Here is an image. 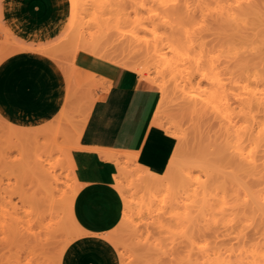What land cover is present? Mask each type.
I'll list each match as a JSON object with an SVG mask.
<instances>
[{"label":"bare ground","instance_id":"obj_1","mask_svg":"<svg viewBox=\"0 0 264 264\" xmlns=\"http://www.w3.org/2000/svg\"><path fill=\"white\" fill-rule=\"evenodd\" d=\"M134 1L135 0H91L88 5L89 7L91 6V9H93L95 5L99 6L100 9L109 6V10H112L113 13H119L120 21L116 18L119 23L117 25H122L123 23L120 24L122 21L129 23L130 25V19L132 18V15L130 16V13L128 12L129 10L127 11L126 8L129 9L130 7H132ZM142 1L145 2L148 0ZM174 1L175 0H149L150 3H154V6L152 8L145 7L147 9H144L142 7L144 11L146 10L145 13L142 12L140 14L141 11H138L139 13L137 12V14L135 13L136 18L131 22V25L134 22L133 25H135L136 29H134L128 36H126L125 39L122 38L121 41H118L113 45L111 41L115 42V39L109 38L111 39V41H109L111 44L110 47L114 48L115 54L119 56L122 53H126V55L132 53L135 54V56L143 54L147 57L152 51H154L156 47L163 44L164 37L159 33H154L151 36L153 37L152 39H148L147 37H145L141 40V38L137 36L139 34V29L137 27L138 25H140V23L144 22L143 20L145 19H150V21H158L159 18H157V15H152L151 13L153 10L157 11L159 10V8L168 7L169 4H172L170 5L171 7H178V4H180V0H177L176 3L173 4ZM196 1V9L195 7L194 9L189 8L187 4L188 1L185 0L184 3L182 2V8L181 6H179L180 8L178 9L175 8L174 13L184 14L188 19H190L189 16H193L194 19L195 13L200 12L199 17L200 19H202V22L209 23L210 26H208L209 28L211 27L210 29H208V31H215L214 33L217 37L215 38V42L216 40H218V42H216V44L212 47L208 46L206 43L205 45H199L198 50L195 47V42L197 43L199 39L201 41V38L199 37V39L196 41V37L198 38V35L195 36V38L191 37V39H189V36H192V34H189V36L187 37L189 43L192 44V42H194V46L192 44L191 46H189V48L192 49V52L194 51L195 53L193 52L192 55H187V57L184 59L188 64V69H191L190 71L193 73H197V75L201 76L202 79L204 78V80L208 83V91L206 90L207 92L204 93L201 99L197 97L200 99L199 101L198 99L197 101L196 99L195 101L192 99L188 100L189 98L183 96V90L180 89V86H178V84L171 86V88L169 89L168 81L163 79L165 71L171 69V60L165 61L164 68H158L154 71L153 75H151L149 67L137 62V64H134L131 60L130 62L128 58H126V55L123 56L119 60V66L140 75L142 78H140L139 76L138 86L149 89L158 95L156 105L152 110V116L149 121L151 128H155L154 131L152 130V135L154 136V138L152 140L150 139L151 141L149 142L145 141L142 144L140 151L138 153L134 152L136 153H133L134 155L132 153H129L131 155H128L126 152L120 151H98V153L102 158L106 159L105 161L108 160L115 165L116 172L112 176L113 181L115 180V176H124L125 169L123 163H125L126 165V163H129V161L132 160L135 163L134 172L136 173L135 176L137 177L136 180L138 182L143 183L145 188H152L158 192L166 191L167 193H169L167 194L168 201L166 200V197L164 201V206H166L167 210L166 214L169 215L165 218V220H167L168 222H174L183 230L189 231L190 237H192L193 234L198 233V231L200 230L199 218H201V221L202 219H204V221L206 220L205 222H207V220H209V217L211 216L218 215V217H224L225 210H228L227 206H229L230 210L227 213H230L232 219L235 221V241H221L213 243L207 242L206 244H201L191 239L184 244L170 243L168 247H165V244L161 241L157 243H151V245L153 244L150 248L151 251H146V253L152 252L156 255L157 258L155 259V255L153 256L154 258H151V256L148 257V255L146 254L145 256L146 259L150 258L151 261L154 260L152 262L153 264H264V0ZM31 3L32 2H30V4ZM82 3L87 4L84 1ZM82 3L80 0H74L73 12L75 19L73 20V30L70 31L67 38H64L66 40H62L63 43L60 41L61 48L64 47V44H68V42L69 44H76L77 42V44L75 49L71 53V58L73 59L75 57L74 64L73 62H71L69 66L63 67V73L67 88L66 95H64V104L62 103V108L54 117L56 124L52 125L53 123H55L53 118L36 125H17L0 116V133L3 132L6 137H14L16 139L19 138L20 141L26 143V146H29L31 144L32 154L35 159L29 164L28 168L35 174L36 184L39 191V194H37L39 203L46 205L48 216L50 217L52 216V213H54L53 210H55V208L64 210V224L66 225V223L68 222L71 226L74 227L72 229H75L74 233L69 232V235L67 234L68 237L66 244L68 243V245H70L72 241L82 235V231L75 223L71 212L74 189L71 190L68 195L61 194L59 196V194H56L59 188L60 181L51 174V171L53 169V167L51 166L53 164V156L52 153L46 154V149H52L56 147L60 152L64 153L63 149L58 147L56 141L58 136H62L60 126L64 121L70 118L68 109H70L71 105H73L77 97V95H75L74 93V88L70 89L69 84L76 85L85 83V85L90 86L94 84L95 80H97L95 75L97 71H104L105 74V72L109 73L110 70L117 68V64L106 59V57L109 56H105L104 52H102L104 44L101 41V35H88L89 38L85 37L86 33L84 31V27H82L79 22V16H81V14L86 10V7H83L84 4ZM146 3L148 2H145V4ZM88 5H86L87 9ZM99 7L98 10H100ZM125 10L127 11L126 13ZM100 11H102V9ZM103 12L104 11H102V13ZM110 12L106 14L109 16ZM114 19L115 18L113 15L112 21L110 19L109 24L113 22L116 25L117 22ZM99 22L102 23L103 20ZM109 24H107L106 22L104 26H106L107 28ZM101 27L102 25L99 26L97 31H100ZM101 31L104 34H102V36H105L107 41V38L108 36L110 37V35H108V32H104L106 31V29L104 31ZM101 31L99 34H101ZM110 33L111 32H109V34ZM121 33L125 34V32ZM121 33L117 34V32H115L113 34L120 35ZM201 35L202 34H200V36ZM118 37L119 36H116V38ZM200 43L202 44V42ZM200 43L198 42V44ZM196 46L198 45L196 44ZM1 48L2 47H0V50ZM176 48L178 49V47ZM43 50L44 51L41 50L42 52H40V50L38 52L45 54L52 59V56L55 54V48L52 52V54L54 53L53 55H49L51 51L46 52V50L48 49ZM173 54L174 57L172 58V61L175 60L177 62L179 60L178 58H176V56L178 57V51L176 52L174 50ZM4 58H6V56ZM1 60L2 59H0V61ZM7 68L9 69V67ZM83 69H88L89 71ZM190 71L189 74H191ZM36 73L37 72H35V74ZM193 76H195V74H192V77ZM113 77L114 76H112V78ZM189 77L191 76L189 75ZM195 77H193V79ZM1 79L2 81L4 80V78ZM11 79L9 80L11 81ZM156 86L160 89V91H158ZM25 89H27V87ZM70 90H72L73 93ZM7 91H9V88ZM7 91L5 90V92ZM169 92L177 94L179 96L180 103H182V106H187L188 110L193 114V118L196 119L195 122L197 124L195 125L194 130H198V128H201L203 124H206L208 122L211 123L207 125V129H213V132L210 136V147H213V151H211L212 163L208 160L211 164L205 163L201 167V169H199V173L202 172V174H204L206 177V180L204 177L205 181H202V183L195 182L196 180L193 181L195 179L193 173L196 172V167L198 166L192 165V163H190L188 160L183 159L182 156L179 155L180 150L178 151L177 144L172 143L170 139L171 137H174L180 140L182 138V132L179 128L176 127L175 124L169 123V120L167 121L166 118L162 115L163 105L166 102L165 100ZM27 99L28 98H26L25 100ZM18 101L20 100H17V102ZM93 101L95 100H92L89 103L85 114L82 115L79 121H77L76 125H74V131L77 135V141L81 134L83 125L87 119V114L90 110V107L92 106ZM149 102L151 101L149 100ZM145 106L140 107L146 109L147 106ZM141 110L144 113V109ZM210 110L213 113H211ZM208 112H210L213 116L212 119L210 118L211 115L210 113L208 114ZM138 113L139 109L137 114ZM211 120L213 121L210 122ZM4 128L5 131L2 130ZM161 128L163 130H161ZM68 132H66L67 135ZM146 138L148 140V137ZM75 147L78 149L77 142ZM72 149L75 148L72 147ZM70 151L71 150H67V152H65V155L67 156V162L69 165L68 168L70 167L69 171L71 170V178L74 183V176L72 173V166L70 161ZM144 152L147 153V158L151 161L152 166H146L145 164H143V162L145 161L142 160ZM124 154L127 158L125 160L121 159L122 161H124L122 163L120 158L121 155ZM136 169L138 172H136ZM115 181L113 182L112 188H114L115 191L118 192V194H122L121 196L124 200V204L127 208H129L130 204L128 201H126L127 199L125 197L124 190L121 188L120 184ZM192 181L195 183H193ZM177 190H185V192L188 194L184 193V191H182L183 194H170V192ZM229 191L232 194H227ZM153 199L150 202H153ZM126 207L125 209L127 210ZM154 207V203H150L148 206H146L148 215L152 216L153 212L155 211ZM129 209L131 210V208ZM122 210H124V208H122ZM126 210L125 212H123L124 214L122 213V219L124 221H128V216L130 213H132L129 210L127 212L130 213L126 215ZM10 217L12 220L13 218L11 215ZM124 221L122 222L121 220V225H124ZM195 221L199 222V225L197 224L198 226H196L197 222L195 223ZM13 222L17 224L19 221L17 222V218H14ZM126 223H130V231L128 233L129 237L133 238L137 235L135 231L136 227L131 224L130 220ZM12 226L13 225L10 224V227ZM5 227H3V230ZM124 227L128 228V224ZM64 229H66V227H63V230ZM113 230L115 232V229ZM11 231L13 230L11 229ZM11 231H9V234ZM14 231L17 233L18 229L17 231ZM19 232L22 231L19 230ZM19 232L18 235L20 236L25 233V231L24 233L22 232V234ZM108 234L109 233H107V235ZM23 236L24 235H22L21 238H23ZM103 239L104 236L102 237V240ZM111 239L112 238L110 236H106V240L110 244H114L112 243L113 240ZM124 245L123 249L129 247L126 245V242L124 243ZM131 245L135 247L134 243H132ZM131 245L130 248L126 249H130L129 254L130 256H133L134 254L132 253V251L133 249H136V247L133 248ZM136 246H138V244H136ZM143 246L148 245L147 243H145V245L143 244ZM112 247L115 250L114 245H112ZM144 248L146 250V247ZM138 249H140V251L142 252L141 249L143 248L137 247V250ZM137 253H139V250ZM118 256L122 259L121 261H127V259L123 257L124 255ZM120 258H118L119 264H122ZM142 259H144V257ZM146 259L144 260L146 263H148L150 259ZM137 260L140 261L141 259ZM137 260L134 258L133 261ZM133 261L131 260L129 262H132L131 264H133Z\"/></svg>","mask_w":264,"mask_h":264},{"label":"rangeland","instance_id":"obj_2","mask_svg":"<svg viewBox=\"0 0 264 264\" xmlns=\"http://www.w3.org/2000/svg\"><path fill=\"white\" fill-rule=\"evenodd\" d=\"M49 1L51 4L52 0ZM80 1L81 3L83 1L87 3V4L82 3L84 4L83 7H86V10L84 11V13L81 14V16H79V22L81 26L84 27V31L86 33L85 37L89 38L88 35H93V36L101 35V41L105 46V47L103 46L102 52H104L105 56H109L106 57V59L117 64V67L127 70L126 68L119 66L120 58L125 56L126 53L125 54L122 53L120 55L121 57L115 54L114 48L110 47L111 44L109 41H111V39L109 38L115 39V42L111 41L112 45L118 41H121L122 38L125 39L126 36H128L134 29H136L135 25H133L134 22L131 25V22L136 18L135 13L137 14L138 11H141L140 14L142 12L145 13L146 10L144 11V9L152 8L154 6V3L153 2L150 3L148 0L145 1L148 2L145 4V2H143L142 0H135L132 7L130 8L128 7L129 9L126 8L127 11L129 10L128 12L130 13V16L132 15L131 16L132 18L130 19L131 20L130 25L129 23H126L124 21L120 23V24L123 23L122 25H117L119 24L117 19H119L120 21L119 13L116 12L113 13L112 10H109L110 8L109 6L105 8H101L102 11L105 12L102 13V11H100L101 9L99 6L95 5L96 7L94 6L93 9H91V6L89 7L88 3H90L91 0H80ZM176 1L177 0H175L173 4H175ZM184 1L185 0L183 1L180 0V4H178V7L177 6L171 7L170 5L172 4H169L168 7L159 8V10L157 11L153 10L151 13L152 15L153 14L157 15V18H159L158 21L156 20L150 21V19H145L143 20L144 22L140 23V25H138L137 27L139 29V34L137 36H139L141 40L145 37H147L148 39L150 38L152 39L153 37L151 36L154 33H159L164 37L163 44L156 47L154 51H152L150 55L147 57L143 54L135 56V54L131 53V54H127L126 58H128L129 61L131 60L132 63L134 64L141 63L142 65L149 67L151 75H153L154 71L157 70L158 68H164L165 61L171 60L172 62L171 69L165 71L163 78L168 81L169 89L171 88V86L178 84V86H180V89L183 90L184 97L189 98L188 100L192 99L195 101L196 99L197 101L198 99L199 101L201 97L204 95V93L208 91L209 87H208V83L204 80V78L202 79V77L197 75V73L195 72L193 73L190 71L191 69H188L187 66L188 64L186 60H184L187 57V55H192L194 52V51L192 52V49L189 48V46H191L192 44L194 46V42H192L193 41L192 40L191 41L192 44H190L187 37L189 36V34L190 35L192 34V36H189L190 37L189 39H191V37L195 38V36L199 35L198 38L196 37V41L199 39V37L201 38V41L199 39L197 43L195 42V47L197 50L199 48V45H205V43L208 46L212 47L216 44V42H218V40H216L215 42V38L217 37L215 36L214 30L208 31V29L211 28V27L209 28L210 26L209 23H204L202 22V19H200L199 17L200 12H196L197 14L195 13L194 19L193 16H189L190 19H188L184 14L174 13L175 8L178 9L180 8L179 6H181L182 8L183 5L182 2L184 3ZM187 1L189 8L194 9L195 7L196 9V5H197L196 0H187ZM64 2H65L64 5L66 12H65L64 20L61 24L59 35L56 39L52 40L49 44L45 46L46 47L45 50L48 49L46 50V52L51 51L50 54L46 53L51 55L53 49L55 48L54 50L55 54L54 53H53L54 55L52 54L53 55L52 59L58 63L60 62L63 63L65 67H67L71 64V62H73L74 64L75 57L72 59L71 53L75 49L77 42L76 44L74 43L69 44L68 42V44L66 45L64 44V47L61 48L60 41L63 43V41L66 40L64 38L65 37L67 38L70 31L73 30L74 27L73 20L75 19L73 12L74 0H64ZM86 5H88V9ZM98 7L100 10H98ZM142 7L144 9H142ZM126 10L125 13L127 12ZM109 12L110 14L108 16L106 13ZM51 13H52V6H51ZM113 15L115 18L114 20L117 22L116 23L117 26L113 22L109 24L110 19L112 21ZM101 20H103L102 23L99 22ZM106 22L107 24H109L107 28L106 26H104ZM101 25H102L101 30L104 31L106 29V31L104 32L105 33L108 32V35H110V37L108 36L107 41L105 36H102L103 32L100 30L101 34H99L100 31H97V29ZM109 28L111 29V31ZM109 32L111 33L109 34ZM115 32H117V34L121 32H125V34L121 33L122 35L121 34L115 35L113 34ZM199 33L202 34L201 35L202 37L200 36ZM116 36L119 37L116 38ZM198 42L199 43L202 42V44L201 43L198 44ZM196 44L198 46H196ZM176 47H178V49ZM174 50L176 52L178 51V57L176 56V58H178L179 60L177 62L175 60L172 61V58L174 57L173 54ZM36 51L38 52L39 50ZM42 51L44 50L42 49ZM42 51L40 50V52ZM129 55L131 58L129 57ZM128 71L139 79L140 75L136 74L133 71L130 70ZM189 71L191 72V74H189ZM192 74L193 75L195 74L196 76V77L193 76L195 77L194 79L192 77ZM189 75L191 77H189ZM140 78L142 77L140 76ZM69 85H70V89L75 88L74 93L75 95H77V97L73 105H71L70 109H68L70 118L64 121L60 126V129L62 131V136L61 135L58 136L56 141L58 147L62 148L64 153L60 152L56 147L52 149L51 148L46 149V154L52 153L53 156V162H52L53 164L51 165L53 169L51 171V174L60 181L58 191L56 192V194H59V196L61 194L68 195L73 189L75 194L76 188L71 178V170L69 171L70 167L68 168L69 165L67 162V156L65 155L66 154L65 152H67V150H73L72 147L76 148L75 146L77 142V135L76 132L74 131V125H76L77 121H79L81 116L85 114L88 105L90 103V98H92L90 95L91 92L90 87L92 85H90V87H86L85 83H80L75 87H73L74 84L73 85L69 84ZM156 88L158 89V91H160V89L157 86ZM197 97H199L200 99ZM165 101L166 102L163 105V109H162V115L166 118L167 121L169 120L168 121L169 123L175 124L176 127L179 128L182 132V138L180 140L171 136L170 139L173 141L174 144H177L178 151L180 150L179 155H181L183 159L188 160L190 163H192V165L198 166L196 167V172L193 173L195 178L193 181L196 180L195 182L202 183V181L206 180V177L204 174H202V172L199 173V169H201V167L205 163L206 164L212 163L211 151H213V147H210V141H211L210 136L213 132L212 131L213 129L212 130L209 129L210 131L207 129L208 127L207 125L211 123L209 122L206 123L207 122L206 121L205 122L206 124H203L201 128H198V130L197 129L194 130L195 125H197L195 122L196 119L193 118V114L188 110L187 106H182V103H180L179 96L177 94H173L172 92L171 93L169 92ZM209 113L210 112H208V114ZM211 113L213 112L211 111ZM212 117L213 116L211 115L210 118L212 119ZM212 121L213 120H211L210 122ZM54 122H55V118H54ZM55 124L56 122L53 123L52 125ZM2 130L5 131V128ZM161 130L163 129L161 128ZM66 132H68V135ZM7 137L5 134H3V132L0 133V264H60L62 260V255L65 251L64 248L68 247V243L66 244L67 237L69 235L68 233L69 232L74 233L75 229H72L74 227L71 226L68 222L66 223V225L64 224L63 220H64L65 212L63 209L55 208V210H53L54 213H52V216L50 217L48 216V210L46 208V205L39 203L38 195H37L39 194V191H38V186L36 184L35 174L33 173V171H31L28 168L29 164L35 159V157H33L32 154L31 144L29 146H26V143L20 141L19 138L16 139L14 137L11 138L10 137L7 138ZM124 155H121L120 160L121 159L125 160L127 158L126 155L125 156ZM123 162L124 161H122V163ZM123 164H124L125 174L124 176L122 175L115 176V180L117 181L118 184H120L121 188L124 190V194L127 199L126 201L129 202L130 206L129 204L128 206L129 208H131V210L127 208L126 205L124 204V200L122 199L121 196L122 194H119L122 201V208H124V210L121 211L120 220L116 225L117 227L115 226L113 228L115 229V232L112 229L113 231L111 230L110 232H108L109 234L107 235V237L110 236L112 238L111 240H113L112 243L114 244L111 245H114L116 253L117 252L119 253V254L117 253V255H121V256L124 255L123 257L127 259L128 262L126 260L121 261L122 259L118 256L122 264H131L132 262L129 261L131 260L133 261L134 258L136 260L141 259L140 261L138 260L133 261L134 263L136 262L135 264H139V263L145 264L146 263L144 260L146 259L145 254L148 255V257L151 256V258H154L153 256L155 255L152 252L146 253V251L149 250L151 251L150 248L153 245V244L151 245V243H157L160 241L165 244V247H168L170 243L184 244L185 242L191 239L201 244H206L207 242L213 243V242H221V241H225V242L235 241L234 239L236 235L235 221L232 219L230 213H227L230 210L229 206H227L228 208L226 207L228 210H225L224 217L221 216L218 217V215L211 216L209 217V220H207V222H205L206 220L204 221V219H202L201 221V218H199L200 225L199 222L195 221V223L197 222L196 226L199 225L200 230L198 231V233H195L192 235V237H190L189 231L183 230L181 227L177 226L174 222H168L167 220H165V218L168 217L169 215L166 214L167 210H166V206H164V201H165V197L166 200L168 201L167 194L169 193H167L166 191L158 192L152 188H145L143 183L138 182L136 180L137 177L135 176L136 173L134 172L135 163L132 160H130L129 163H126V165L125 163ZM136 172H138L137 169ZM72 173H73V167H72ZM182 191L186 193L185 190ZM182 191L177 190L170 192V194H183ZM230 191L227 194L231 193ZM152 199L153 202H150ZM150 203H154L155 206L154 207L155 211L153 212L152 216L148 215L146 211V206H148ZM125 207L127 208V210L125 209ZM128 209L132 213L129 212L130 213L129 214L127 212L129 211ZM125 210H126V215L129 214L128 221H124L122 219V213L125 212ZM10 215L13 218L12 220ZM8 216L10 217V220ZM14 218L15 219L17 218V222L19 221L18 222L19 224L18 223L15 224L13 222ZM121 220L122 222L123 221L125 222L124 225L123 224L121 225L122 223ZM129 220L131 221V224H133L134 227H136L137 229V230L135 229V231L138 236L136 235L133 238L132 237L130 238L128 233L130 231V223H126V222H129ZM9 221L12 223H10ZM10 224L13 225L14 227L13 226L10 227ZM127 224H128V228L124 227ZM5 225L9 230L6 229ZM16 225L18 228L16 227ZM3 227H5L4 230ZM63 227H66V229L63 230ZM11 229L13 231H11ZM14 230H16L17 233ZM19 230L22 231L23 233L25 231V233L22 234V232H19ZM9 231H11L10 234ZM18 232L24 235L23 238H21L22 235L21 236L18 235ZM125 242L126 245L129 246L126 248H130V245L132 243L135 244L136 249H133L132 251V253L134 254V255L132 254L133 256H130L129 254L130 249H126V248L123 249V247L125 246L124 245ZM145 243H147L148 246H143V244L145 245ZM136 244H138V246H136ZM131 246L135 248L133 245ZM137 247L143 248L144 252L143 249H141L142 252L140 251V249H138L139 253H137L138 252ZM144 247H146V250ZM136 254L138 256H141L142 258L144 257V259L138 257ZM156 258L157 257L155 255V259ZM149 259L150 258L146 260ZM153 261L154 260L151 261L150 259L149 262L146 264H153L152 263Z\"/></svg>","mask_w":264,"mask_h":264},{"label":"crops","instance_id":"obj_3","mask_svg":"<svg viewBox=\"0 0 264 264\" xmlns=\"http://www.w3.org/2000/svg\"><path fill=\"white\" fill-rule=\"evenodd\" d=\"M64 3V0H52L51 4L49 0H0V116L14 124H41L53 119L64 104L67 88L63 73L65 65L36 51L45 49L58 37L66 12ZM95 75L94 84L91 87L85 85L91 88L90 102L95 101L78 138V149L70 152L76 188L71 212L82 235L65 249L61 264H119L116 251L106 240L107 233L118 224L122 211L120 195L112 188L116 168L98 151H120L131 155L129 153H138L145 141L154 138L155 128H151L149 121L158 95L138 86L139 79L120 67L105 74L97 71ZM142 158L145 160L143 164L152 166L146 152Z\"/></svg>","mask_w":264,"mask_h":264}]
</instances>
